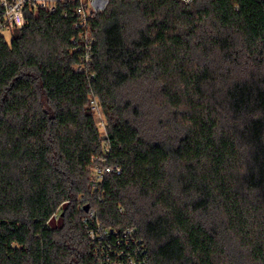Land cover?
<instances>
[{
    "label": "trees",
    "instance_id": "1",
    "mask_svg": "<svg viewBox=\"0 0 264 264\" xmlns=\"http://www.w3.org/2000/svg\"><path fill=\"white\" fill-rule=\"evenodd\" d=\"M76 5L0 34V264H96L85 202L146 264H264V0H106L88 68Z\"/></svg>",
    "mask_w": 264,
    "mask_h": 264
},
{
    "label": "built area",
    "instance_id": "2",
    "mask_svg": "<svg viewBox=\"0 0 264 264\" xmlns=\"http://www.w3.org/2000/svg\"><path fill=\"white\" fill-rule=\"evenodd\" d=\"M77 2L75 13L77 15L76 25L81 27L79 35V47L83 48V55L79 68H88L92 63L93 38L90 33L89 19L95 15L98 9L102 10L106 5V0H0L3 7V14L0 18V27L10 29L20 28L25 23V9L36 10L46 8L54 12L61 4ZM95 1L96 8L91 3ZM190 2L191 0H181ZM91 107L95 116H100L105 131V120L101 106L97 99H91ZM96 118V117H95ZM97 123V122H96ZM109 146L105 145L103 155L93 158L91 167L92 192L95 193L98 185L110 172H120V167L106 162V155ZM83 226L92 244V255L96 264H146L147 256L142 236L134 225L108 226L97 216V210L90 208L82 218Z\"/></svg>",
    "mask_w": 264,
    "mask_h": 264
},
{
    "label": "rangeland",
    "instance_id": "3",
    "mask_svg": "<svg viewBox=\"0 0 264 264\" xmlns=\"http://www.w3.org/2000/svg\"><path fill=\"white\" fill-rule=\"evenodd\" d=\"M98 2V1H97ZM96 2V3H97ZM96 3H95V1H93L92 3H91V5L94 7V8H96ZM98 10H100V9H98ZM0 34H2V35H4L6 38H9L10 37V35H11V29L10 28H8V27H0ZM102 115H100V116H95L96 118V122H97V124H98V126H99V129L101 130V131H103L104 129H103V124H102V119L100 118ZM104 137H105V133L104 134H102ZM91 179V174H90V178H89V180ZM85 205L86 204H88L89 205V203L88 202H85L84 203ZM90 208H92V206H88V208L87 209H85L86 211H88ZM53 222H55V223H59L57 220H55V221H53Z\"/></svg>",
    "mask_w": 264,
    "mask_h": 264
},
{
    "label": "water",
    "instance_id": "4",
    "mask_svg": "<svg viewBox=\"0 0 264 264\" xmlns=\"http://www.w3.org/2000/svg\"><path fill=\"white\" fill-rule=\"evenodd\" d=\"M87 208H88V205L86 204V205H85V209H87Z\"/></svg>",
    "mask_w": 264,
    "mask_h": 264
}]
</instances>
